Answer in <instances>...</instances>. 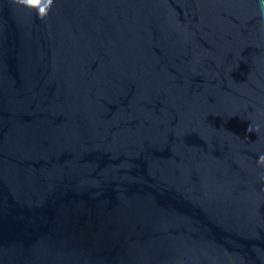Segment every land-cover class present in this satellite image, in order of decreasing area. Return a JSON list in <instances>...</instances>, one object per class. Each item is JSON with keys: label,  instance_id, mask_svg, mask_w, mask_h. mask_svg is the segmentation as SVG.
<instances>
[{"label": "water", "instance_id": "95a60500", "mask_svg": "<svg viewBox=\"0 0 264 264\" xmlns=\"http://www.w3.org/2000/svg\"><path fill=\"white\" fill-rule=\"evenodd\" d=\"M0 264H264V0H0Z\"/></svg>", "mask_w": 264, "mask_h": 264}]
</instances>
